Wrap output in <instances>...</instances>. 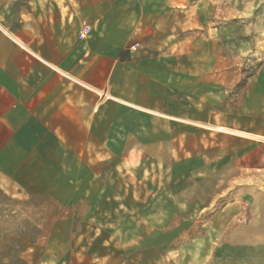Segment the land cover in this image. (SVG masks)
I'll return each mask as SVG.
<instances>
[{"label": "rangeland", "instance_id": "rangeland-1", "mask_svg": "<svg viewBox=\"0 0 264 264\" xmlns=\"http://www.w3.org/2000/svg\"><path fill=\"white\" fill-rule=\"evenodd\" d=\"M162 1L48 0L53 34L101 45L108 97L0 174V264H204L264 206V0Z\"/></svg>", "mask_w": 264, "mask_h": 264}, {"label": "crops", "instance_id": "crops-1", "mask_svg": "<svg viewBox=\"0 0 264 264\" xmlns=\"http://www.w3.org/2000/svg\"><path fill=\"white\" fill-rule=\"evenodd\" d=\"M20 1L0 0V174L5 175L27 164L45 141L54 139L50 125L68 122L71 109L88 107L92 113L108 97L105 84L100 79L96 84L90 76L91 69L101 68V45L94 37L67 43L49 30L53 5L48 0H25L24 11ZM140 1L133 0L138 10H158L152 0ZM162 2L173 9L181 4V0ZM38 6L46 9L44 34L38 33ZM142 22L145 25V19ZM109 50L120 63L142 52H132L127 45L118 48L114 42ZM86 92L92 100L86 99ZM221 235L225 238L219 243L199 245L204 247L200 250L204 264H264V206L249 226L223 229Z\"/></svg>", "mask_w": 264, "mask_h": 264}, {"label": "built area", "instance_id": "built-area-1", "mask_svg": "<svg viewBox=\"0 0 264 264\" xmlns=\"http://www.w3.org/2000/svg\"><path fill=\"white\" fill-rule=\"evenodd\" d=\"M90 32V27L88 25H84L78 31V37L80 39L85 38Z\"/></svg>", "mask_w": 264, "mask_h": 264}]
</instances>
